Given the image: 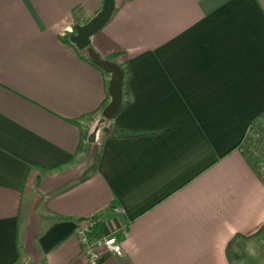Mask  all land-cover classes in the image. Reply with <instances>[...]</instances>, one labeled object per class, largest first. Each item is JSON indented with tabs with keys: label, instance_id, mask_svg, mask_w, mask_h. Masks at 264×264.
<instances>
[{
	"label": "crops",
	"instance_id": "obj_1",
	"mask_svg": "<svg viewBox=\"0 0 264 264\" xmlns=\"http://www.w3.org/2000/svg\"><path fill=\"white\" fill-rule=\"evenodd\" d=\"M101 5L0 0V264H88L90 216L123 227L98 264L262 262L264 182L238 146L264 114V0H115L90 47L127 64L108 133L128 136L93 162L109 74L67 39Z\"/></svg>",
	"mask_w": 264,
	"mask_h": 264
},
{
	"label": "water",
	"instance_id": "obj_2",
	"mask_svg": "<svg viewBox=\"0 0 264 264\" xmlns=\"http://www.w3.org/2000/svg\"><path fill=\"white\" fill-rule=\"evenodd\" d=\"M115 8V0H102L100 9L84 24H76L69 40L79 50H85L90 60L103 71L109 74L107 92L109 100L95 119L86 134L88 142H94L99 130L106 120L111 119L119 110L122 102V83L124 71L112 60L101 58L91 47L90 38L98 32L110 19Z\"/></svg>",
	"mask_w": 264,
	"mask_h": 264
},
{
	"label": "built area",
	"instance_id": "obj_3",
	"mask_svg": "<svg viewBox=\"0 0 264 264\" xmlns=\"http://www.w3.org/2000/svg\"><path fill=\"white\" fill-rule=\"evenodd\" d=\"M252 136L251 151L253 150L252 153L255 155V158H253L256 161L259 174L264 177V137H261L258 133ZM99 224L100 220L98 218L90 216L80 219L74 228V235L80 245L81 254L88 264H98L101 251L113 256H121L123 253L121 241L118 237V233L123 231V227L105 231L102 228H97Z\"/></svg>",
	"mask_w": 264,
	"mask_h": 264
},
{
	"label": "rangeland",
	"instance_id": "obj_4",
	"mask_svg": "<svg viewBox=\"0 0 264 264\" xmlns=\"http://www.w3.org/2000/svg\"><path fill=\"white\" fill-rule=\"evenodd\" d=\"M100 115V114H99ZM99 115L95 116L90 125L89 128L91 127V125L93 124V122L95 121V119H97V117H99ZM110 120V119H109ZM109 120H106L104 126L99 130L98 134H97V138L94 142H88V144L90 145V150H91V154H92V159L93 162H95L96 158H97V154H98V143L100 138L104 135V134H108V132L111 131V123L109 122ZM88 128V129H89ZM88 131V130H87ZM260 134L261 137H264V117L260 118L259 120H256L254 122H252L250 124V126L248 127V130L246 131L244 138L242 139V143H240L241 145L238 146L239 151L246 157L247 160H249L251 162L252 160V165L256 171V173L258 174V177L262 180V182H264V177H262L259 174V171L257 169V164L256 161L254 160L255 155H253V150L252 149V142H253V134ZM87 134V133H86ZM254 157V158H253ZM258 171V172H257ZM261 241H264V238H262ZM264 244V243H262ZM259 250H261V253L264 254V247L258 248V246H254L253 248V255H257ZM260 255V254H259ZM253 256V260H259L260 258H256ZM260 261L262 262H256L257 264H264V257H262L260 259ZM254 263V264H256ZM40 264V263H39ZM249 264V263H246Z\"/></svg>",
	"mask_w": 264,
	"mask_h": 264
},
{
	"label": "trees",
	"instance_id": "obj_5",
	"mask_svg": "<svg viewBox=\"0 0 264 264\" xmlns=\"http://www.w3.org/2000/svg\"><path fill=\"white\" fill-rule=\"evenodd\" d=\"M67 42L68 43H70V41L67 39ZM78 52H80V51H78ZM113 56H115V55H111L110 56V58H112ZM98 67V66H97ZM120 67L122 68V70L124 71V77H123V83H122V98H124V94H125V92H124V87H125V85H126V81H127V77H128V73H129V71H128V67H127V64L124 62V63H122V64H120ZM122 102H123V100H122ZM122 102H121V105H122ZM103 104H104V101H103V103H102V105L100 106V108H103ZM262 117H264V114H262V115H260L259 117H257L256 119H254V121H256V120H259L260 118H262ZM254 121H252V122H254ZM111 127H112V124H111ZM108 136H120V137H126V136H128V135H125V134H123V133H118V134H111V133H108ZM240 143H242V140H241V142ZM241 144H239V146H240ZM248 159V158H247ZM249 161V160H248ZM249 163L252 165V160H251V162L249 161ZM253 166V165H252ZM254 168V167H253ZM97 228L98 229H101V225L99 224L98 226H97Z\"/></svg>",
	"mask_w": 264,
	"mask_h": 264
}]
</instances>
